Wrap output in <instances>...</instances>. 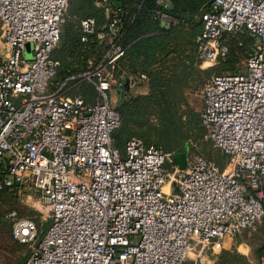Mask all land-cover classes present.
Returning a JSON list of instances; mask_svg holds the SVG:
<instances>
[{
    "label": "built area",
    "instance_id": "1",
    "mask_svg": "<svg viewBox=\"0 0 264 264\" xmlns=\"http://www.w3.org/2000/svg\"><path fill=\"white\" fill-rule=\"evenodd\" d=\"M69 0H0V191L36 194L51 221L22 264H184L214 241L232 238L264 215V0H213L196 37L201 63L229 52L225 36L243 31L257 39L243 73L213 74L202 85L201 124L214 146L230 155L223 170L198 153L183 168L155 145L131 137L124 151L111 134L120 112L108 92L118 86L125 48L121 6L105 30L81 20V41L95 34L104 51L83 71L54 82L52 57ZM166 6V0H158ZM109 0H102L108 3ZM160 26L174 22L157 10ZM238 40V44L242 42ZM31 42V56L25 44ZM146 80L145 75H140ZM88 81L96 101L66 94ZM136 83L128 78V85ZM12 238L34 243L37 226L15 210L5 214ZM264 264V249L259 257Z\"/></svg>",
    "mask_w": 264,
    "mask_h": 264
},
{
    "label": "trees",
    "instance_id": "2",
    "mask_svg": "<svg viewBox=\"0 0 264 264\" xmlns=\"http://www.w3.org/2000/svg\"><path fill=\"white\" fill-rule=\"evenodd\" d=\"M166 1L168 4L162 6L158 0H109L108 3H102V0H69L60 26L59 40L52 51V57L58 61L53 81L62 82L68 76L80 73L88 60H96L104 51V43L97 40L95 34L87 35V40L81 41V20L94 18L96 32L105 30L114 7L121 6L123 12L120 14L122 27L119 41L125 51L116 69V74L123 73V78L118 84L120 96L115 106L120 112L121 123L111 134L113 145L122 149L129 138L137 137L145 145H155L166 152L186 151L191 154V140L194 139L200 144L198 154L223 170L230 161V155L219 148L214 150L213 157L208 154L212 141L206 138V130L199 115L203 100L199 112L194 111L188 103V95L194 89L202 88L205 80L213 75H209L208 70L199 68L196 43V37L203 26L201 16L209 9L213 0ZM157 10L166 13L174 22L167 28L160 26L155 17ZM229 36L231 38L226 42L229 52L213 68L216 71L214 74H225L226 69L231 74L241 73L236 67L237 59L233 50L235 47L248 49L253 45V38L246 31ZM237 39L242 42L241 45L237 43ZM140 75L146 76L147 91L133 96L124 82L129 77L140 81ZM81 85L82 88H79ZM67 86V95L80 96L87 103L96 101V91L88 81L82 80L74 85L69 82ZM7 193V190L0 191V200ZM33 214L37 215L36 212ZM262 217L260 230L263 231V239L261 238V243L258 242L257 248L253 244L256 242L250 241V231L258 223L244 229L236 237V243L250 244L255 264H259V257L264 249V215ZM33 221L37 226L38 243L50 227L51 221L41 223L37 216ZM4 224L11 228L5 214H0V226ZM8 236L12 241L11 250L16 254L11 264H22L29 258L31 248L26 243L14 240L11 230H8ZM194 264L207 263L199 258ZM214 264L251 263L235 248H231L222 249Z\"/></svg>",
    "mask_w": 264,
    "mask_h": 264
},
{
    "label": "rangeland",
    "instance_id": "3",
    "mask_svg": "<svg viewBox=\"0 0 264 264\" xmlns=\"http://www.w3.org/2000/svg\"><path fill=\"white\" fill-rule=\"evenodd\" d=\"M248 33V32H247ZM249 34V33H248ZM250 35V34H249ZM251 36V35H250ZM253 38V44H255L257 42V39L253 36H251ZM226 38V42H228V40L231 38L229 35L225 36ZM234 46V45H232ZM31 47L32 44L31 42H26L25 44V57L26 58H30L31 56ZM235 47V46H234ZM235 57H236V67L239 68V71H241V73L244 72L245 70V65H244V60L245 57L249 51L248 49L245 48H237L235 47V49L233 50ZM5 52V45L3 44V42H0V56L4 55ZM219 62H221V60H217L215 63H213L212 65H209L207 63H201V61L199 62V68L203 69V70H208L209 75L216 73V71L213 69L216 66H218ZM231 72L228 69H226L224 71V73H228ZM85 87V86H83ZM82 88V85L79 87ZM147 91V81H136V83L132 86L129 87V93L133 96L145 93ZM112 95L110 94V92H108V97L109 100L111 101L112 97H113V101H112V105L116 106L119 96L120 94L116 92L115 87H112L111 90ZM201 87H199L198 89H194L189 95H188V103L189 106L196 112H199L201 109ZM151 140H153V138H151ZM192 146H193V150H191V153H198L200 152V144L197 140L192 139ZM153 143V142H152ZM212 148H209L208 154L211 155V157H213L212 154H214L213 152H215L214 150H217V147L214 146L213 142L211 143ZM119 149V148H118ZM119 151L121 153H123L124 151V145L122 149H119ZM189 153V152H188ZM205 155V154H204ZM12 211L15 210L17 212V214L20 217L23 218H29L31 220H33V218H35L36 216L39 218V221L45 222L46 220H49L48 218L43 216V213L41 212V208L38 205V200L36 199V194L35 192L31 191H26L24 193H22L21 195H16V194H12L11 192L7 193V194H3L0 200V214H7L8 211ZM33 212H36L37 215L33 214ZM262 220L263 217L260 219L259 222H257L258 224L255 226L254 230H251V235L250 234V241L254 244L255 248H257V244L258 242L261 243V235L263 234V231L260 230L261 224H262ZM8 230H11V228L9 229L7 225H2L0 226V264H11V261H13V259H15L16 254H14L13 250H11V243L12 241L9 239L8 236ZM242 234V233H240ZM263 239V238H262ZM37 242L35 241L34 243H27L28 248H34L36 246ZM193 243L190 244V248L193 247ZM190 256H192L190 254Z\"/></svg>",
    "mask_w": 264,
    "mask_h": 264
},
{
    "label": "crops",
    "instance_id": "4",
    "mask_svg": "<svg viewBox=\"0 0 264 264\" xmlns=\"http://www.w3.org/2000/svg\"><path fill=\"white\" fill-rule=\"evenodd\" d=\"M85 19H87V18H85ZM82 20H84V19H82ZM124 84L126 87L127 86L130 87L128 85V80H126L124 82ZM114 87H115L116 92L119 93L120 87L119 86H113V88ZM111 90H112V88H111ZM111 90L109 92L112 95ZM112 101H113V97L111 99V102ZM236 237H237V235L232 237V238H223V239L214 241L206 250H204L201 258L207 264H214V262L217 260V257H218V255L222 249H228L229 250L231 248H235V250L237 252H239L240 254L244 255L250 261L251 264H255L254 255H253L252 247L250 246V244L246 243V242L236 243ZM195 250H197L196 245H194L190 249V252H189L188 257L185 260L184 264H194L195 263L194 262ZM190 254L192 256H190Z\"/></svg>",
    "mask_w": 264,
    "mask_h": 264
},
{
    "label": "water",
    "instance_id": "5",
    "mask_svg": "<svg viewBox=\"0 0 264 264\" xmlns=\"http://www.w3.org/2000/svg\"><path fill=\"white\" fill-rule=\"evenodd\" d=\"M186 154H187L186 151H182V152L177 153L173 156V159L179 168L184 167Z\"/></svg>",
    "mask_w": 264,
    "mask_h": 264
}]
</instances>
